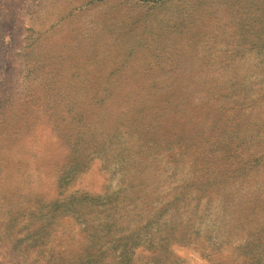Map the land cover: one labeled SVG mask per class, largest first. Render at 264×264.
Instances as JSON below:
<instances>
[{
	"label": "rangeland",
	"instance_id": "rangeland-1",
	"mask_svg": "<svg viewBox=\"0 0 264 264\" xmlns=\"http://www.w3.org/2000/svg\"><path fill=\"white\" fill-rule=\"evenodd\" d=\"M0 264H264V0H0Z\"/></svg>",
	"mask_w": 264,
	"mask_h": 264
}]
</instances>
